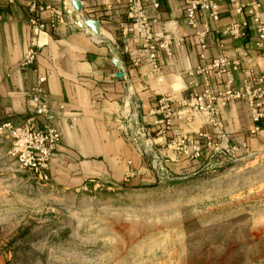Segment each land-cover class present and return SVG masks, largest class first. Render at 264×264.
<instances>
[{"label": "crops", "instance_id": "1", "mask_svg": "<svg viewBox=\"0 0 264 264\" xmlns=\"http://www.w3.org/2000/svg\"><path fill=\"white\" fill-rule=\"evenodd\" d=\"M37 1L64 12V21L51 23L49 11L31 10L27 0H0V123L18 124L34 114L28 92L37 75H43L44 96L53 116L49 124L61 132L48 170L51 186L78 191L158 183L149 160L140 155L134 132H124V116L133 102L139 105V123L151 139L152 149L175 176L212 164L214 150L205 149L199 159H189L177 153L171 135L172 131L188 135L211 131L199 118L187 122L180 109L190 93L203 89V75L196 70L219 54L238 61L230 75L232 88H244V81L258 84L264 58L255 46L257 35L245 12L221 2L219 19L208 20L210 29L201 51L185 22L182 0H159L158 9L146 6L151 36L165 38L171 50L170 57L164 49L156 51L155 72L138 34L123 30L129 23L125 0ZM66 3L71 9L64 11ZM75 14L96 19L99 35L91 36L88 29L76 27ZM34 15L43 24L37 33L29 25ZM231 23L245 24L240 27L242 36L222 33ZM33 43L37 57L21 69L19 64ZM224 81V77L209 76L216 91L224 89ZM160 98L168 99L180 112L164 135L158 133ZM220 120L221 134H212L215 147L234 155L254 156L264 151V119L261 130L250 133L251 108L246 100H230L222 108ZM36 121L42 122L40 118Z\"/></svg>", "mask_w": 264, "mask_h": 264}, {"label": "rangeland", "instance_id": "2", "mask_svg": "<svg viewBox=\"0 0 264 264\" xmlns=\"http://www.w3.org/2000/svg\"><path fill=\"white\" fill-rule=\"evenodd\" d=\"M0 134V264H263L264 151L173 181L63 190Z\"/></svg>", "mask_w": 264, "mask_h": 264}, {"label": "built area", "instance_id": "3", "mask_svg": "<svg viewBox=\"0 0 264 264\" xmlns=\"http://www.w3.org/2000/svg\"><path fill=\"white\" fill-rule=\"evenodd\" d=\"M182 2L185 22L194 32L201 51L205 49V36L210 29L208 20L217 21L221 2H226L234 11L245 12L249 17L251 28L257 35L255 46L264 58V3L258 0H182ZM27 5L31 10H37L39 13L49 11L51 23L64 21V12L53 10L47 5L40 4L37 0H27ZM125 5L129 23L123 30L138 34L144 49L148 51V60L156 72L158 70L156 51L164 49L166 55L171 56L168 41L165 38L159 40L151 36L150 22L146 16V6L158 9L159 0H125ZM63 8L64 11L71 9L67 3ZM90 18L93 19L91 15L87 14L74 15V19L80 21ZM29 25L34 33L43 29V24L36 15L29 18ZM244 25V23H231L222 30V33L233 38L240 37L243 35L240 27ZM87 32L93 36L89 30ZM32 45L19 64L21 69L32 65L37 57L35 44ZM200 56L202 57V55ZM237 66V60H230L221 53L196 70L197 73L203 75V89L190 93L180 112L187 122L193 118H199L210 127L211 131H198L192 135L172 131V144L179 155L196 160L201 157L205 149H210L212 152L214 150L215 157L233 155L234 152L231 154L224 149H218L212 141V134H221L220 112L230 100H246L251 108L252 128L250 133H258L261 130L260 123L264 119V88L261 86L264 84V72L258 79V84L244 81V88L235 89L231 87L230 75ZM210 74L220 79L221 77L225 78L222 91H216L210 86ZM44 82L45 77L37 75L35 84L28 92V97L34 104V114L18 124L10 121L0 123V134L5 135L9 140L7 155L16 162L18 168L30 173L39 183L47 184L50 181L48 175L50 161L61 140V132L49 124L53 116L45 100ZM138 109V103L133 102L132 109L124 116V132H134L133 140L139 144L140 155L149 160L158 183L180 178L175 176L166 166L165 160L154 152L151 139L146 135L143 125L139 123L135 127L134 119L138 117ZM156 111L161 115V129L158 133L164 135L165 132L171 130L172 122L180 112L173 108L166 98L158 100ZM37 118L42 120L41 124L37 123ZM242 148H245V144L242 145ZM215 157L211 156L212 161L215 160Z\"/></svg>", "mask_w": 264, "mask_h": 264}, {"label": "water", "instance_id": "4", "mask_svg": "<svg viewBox=\"0 0 264 264\" xmlns=\"http://www.w3.org/2000/svg\"><path fill=\"white\" fill-rule=\"evenodd\" d=\"M74 25L78 28H85L88 29L90 31V33H92V35L94 36H98L99 35V22L96 19H84L83 21L80 20H73ZM134 124L135 126H137L139 124V118L136 117L134 119Z\"/></svg>", "mask_w": 264, "mask_h": 264}]
</instances>
